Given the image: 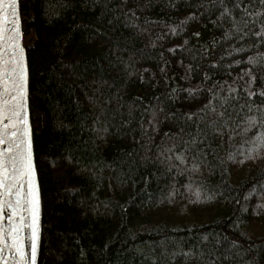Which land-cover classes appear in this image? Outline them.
<instances>
[{"label":"trees","instance_id":"1","mask_svg":"<svg viewBox=\"0 0 264 264\" xmlns=\"http://www.w3.org/2000/svg\"><path fill=\"white\" fill-rule=\"evenodd\" d=\"M16 10L35 264H264V0Z\"/></svg>","mask_w":264,"mask_h":264},{"label":"water","instance_id":"2","mask_svg":"<svg viewBox=\"0 0 264 264\" xmlns=\"http://www.w3.org/2000/svg\"><path fill=\"white\" fill-rule=\"evenodd\" d=\"M11 7L12 0H4V4L0 5V140L3 141L0 143V176L5 178L4 187L0 188V196L4 202V217L0 219V229H3V239L0 240V264H25L26 261L27 264H32L31 229L26 227L21 234L23 258L9 236L11 227L20 222L21 216L26 224L31 223L30 205H25V212L18 210V214L12 220L7 218L12 215L7 202L15 203L21 197L30 199V193L35 190L33 175L30 178L31 187L28 177H24L21 187L13 175V160L16 159V164L20 165L19 156L23 154L26 158L31 149L20 23L18 14L17 23H11L13 19ZM16 113H20V116L17 117ZM9 185L15 186L9 190Z\"/></svg>","mask_w":264,"mask_h":264},{"label":"snow or ice","instance_id":"3","mask_svg":"<svg viewBox=\"0 0 264 264\" xmlns=\"http://www.w3.org/2000/svg\"><path fill=\"white\" fill-rule=\"evenodd\" d=\"M4 4V0H0V5ZM11 15L13 17L11 23L16 24L17 23V12L15 8V0H12V7H11ZM15 30V29H13ZM23 89L21 88V92ZM23 99V96L21 97ZM21 107H23V104H21ZM17 117L20 116V113H16ZM26 126V125H25ZM251 127V125H249ZM3 141L0 140V143ZM20 165L16 164V159L13 160L14 165V172L13 175L15 176L16 180L20 182V186L23 187L24 183V177L29 178V186L31 187L30 178L33 175V169L31 165V154L30 151L27 154V157L23 154L19 156ZM4 177L0 176V188L4 187ZM15 185H9V190H11L12 187ZM19 195V194H17ZM25 205H30V211H31V223L26 224L24 222L23 216L20 218V222L15 225L14 227H11L9 236L13 239V246L17 248V251L21 253V256L23 258V251L21 248L22 244V237L21 234L24 232V229L30 228L31 229V251H32V264H35V254H36V247L39 240V225H38V207H39V198L38 194L35 190H33L30 193V199L21 197L15 201V203L7 202V207L11 210L12 215H9L7 218L9 220H12L14 216L18 214L19 212H25L26 208ZM4 202L2 196H0V219H3L4 217ZM3 239V229H0V240ZM27 264V261L25 262Z\"/></svg>","mask_w":264,"mask_h":264},{"label":"rangeland","instance_id":"4","mask_svg":"<svg viewBox=\"0 0 264 264\" xmlns=\"http://www.w3.org/2000/svg\"><path fill=\"white\" fill-rule=\"evenodd\" d=\"M38 246V245H37ZM36 254H37V247H36ZM36 254H35V260H36Z\"/></svg>","mask_w":264,"mask_h":264}]
</instances>
